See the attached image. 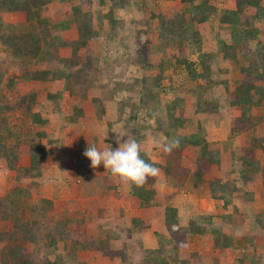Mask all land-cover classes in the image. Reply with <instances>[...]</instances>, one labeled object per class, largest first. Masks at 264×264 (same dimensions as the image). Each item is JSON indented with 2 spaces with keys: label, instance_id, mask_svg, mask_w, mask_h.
Instances as JSON below:
<instances>
[{
  "label": "trees",
  "instance_id": "1",
  "mask_svg": "<svg viewBox=\"0 0 264 264\" xmlns=\"http://www.w3.org/2000/svg\"><path fill=\"white\" fill-rule=\"evenodd\" d=\"M52 1H0L1 14L25 12L26 16V25L12 27L5 25L0 15V43L6 48L8 56L7 60L0 58V162L4 163L8 170L16 172L18 178L29 180L40 178L42 162L51 153L48 150H53L56 144H60L59 139L55 141L53 138L49 139V144L43 143V140L48 138L45 126L49 123V119H45L41 111L45 103L39 100L35 91L19 94L18 88L23 83L53 82L58 87V84L63 82L62 90L47 94L49 98L46 99L49 104H59V107L66 97L70 109L72 108L71 115H63L62 120L67 125L79 129L83 126L88 105L93 104V111L97 109V117L100 120L106 119L105 113L101 112L97 105L101 100H89L88 97L91 89L96 88L97 79L107 77V71L112 73L118 67L126 69L127 65H134L142 77L135 76L132 82L128 80L130 88L125 89L130 101H133V111L125 117L129 104L124 101L122 104L118 103L114 121L108 124L109 129L112 130L114 123L125 119L127 123L121 129V133L124 137L136 139L139 144L145 138V134L149 133H152L154 139L163 137L167 144L178 141V146L167 152L168 160L164 163L153 161L142 148L141 155L157 166L163 175L170 178L169 181H177L180 188L186 185L194 189L201 188L205 173L219 169L223 158L220 144L207 141L201 133L183 134L190 118L180 106L186 103L189 97L194 99L193 115L196 117L193 122H197L198 127L201 126L198 118L200 116L205 115L209 118L219 116L225 119L223 110L227 109L240 113L238 116L233 115L229 134L231 140L253 131L259 124L252 119L251 113L254 108L264 106V29L258 27V24L264 26V0H233L234 9L220 10L214 5L215 0H179V6L174 8L170 18L160 10L161 2L177 0H112L111 12L106 15L111 19L107 21L109 31L103 34L105 23L94 21L96 16L92 11L94 0L90 1L92 4L87 0L85 9L83 6L73 7L74 20L71 27L77 30V39L68 42L61 40L59 35L56 36L47 20L42 18V11ZM97 1L101 5L107 3L106 0ZM129 8H135L142 16L139 20L137 18L133 21L135 25L130 22L138 30L135 56L129 58L128 50L114 59L105 56L95 57L94 41L100 37L105 36L109 45L116 41L118 48L126 47L123 42L120 44L118 30H123L127 20L117 18L116 14L118 10L126 11ZM216 15L220 31L227 36H218L215 50L207 51L204 47L210 38L203 32V28L199 29L198 26L206 24ZM153 21L157 23L154 41L149 37ZM69 27L64 25L63 29ZM254 43L257 45L253 55L263 63L262 70H257L256 74L247 70L248 67L243 64L240 66L238 55L246 46H252ZM65 46L71 49L69 55L66 58L59 57L57 51ZM100 58H103L100 60L103 68L101 66L97 69L91 68ZM50 64H55L56 68L54 70L49 68ZM238 66L240 74L236 78L233 72ZM10 68L14 73L10 74ZM169 72L172 75L168 76ZM174 74L180 77V85L164 86L163 83L171 80ZM118 76L115 75L108 81L115 84L113 89L108 87L110 89L108 94L113 93L114 97L126 84L117 80ZM115 82H118L117 86ZM188 84H192V87L188 88ZM12 91H18L14 105L7 96V93ZM137 91L138 95L134 97ZM218 92L227 96L226 108L218 102L216 98ZM167 93H173L174 97L165 100ZM36 106L40 108L38 111L35 110ZM16 110L25 112L31 119L33 136L23 140L20 133L13 130L9 115ZM135 121L139 124L135 125ZM15 137L17 138L15 144L11 145ZM115 137H109L107 140L113 148H116ZM190 148L198 150L193 171L184 167L182 163L187 149ZM263 155L264 136L251 138L240 150L231 152L234 163L241 167L240 180L244 185L253 186V189L262 187L264 190ZM21 156H29V167L18 166ZM224 178L227 179L228 176L223 174L211 182L208 192L213 199L224 202L223 209L226 211L230 201L228 196H232L233 192L227 193L228 185H225ZM102 180L109 194L120 192L123 183L110 173ZM127 186V191L138 199L143 210L161 209L160 218L158 217L159 227L154 233L159 243L157 249L144 247L140 238L141 233L149 231L152 226L151 220L143 218L132 220L131 233L136 237L135 244L140 245L138 250H141L144 256L137 264H219L206 260L205 256L211 258V253L194 252L188 260L180 259L177 251L180 248H187L188 236L191 234L211 236L215 249L234 256V262L231 264H263L264 258L256 253L260 248L256 246L254 235L241 237L228 233L225 229L235 225L242 226L249 219L253 221L254 228L264 229V213L247 216L246 212L242 213L234 208L233 214L196 215L186 226H182L178 210L159 198L158 176L149 178L142 187ZM16 192L17 196L14 199L7 196V199L0 201V220L4 223L14 222L13 226L9 225L11 231L5 229V232L0 233V264H70L61 257L54 260L46 257L43 261H37L34 253L26 247L29 243L54 248L58 242H63L64 249L69 251L68 256L73 259L78 251L95 250L110 259L121 254L120 259H115L116 262L135 264L126 253L112 249L109 243L110 235L104 242L97 237L88 236L85 230L77 226L74 218L54 223L47 229L44 237H40L34 233L36 223L34 226H30V223H20L17 217V212L20 211L19 200L29 195L23 190ZM215 219L218 222H215Z\"/></svg>",
  "mask_w": 264,
  "mask_h": 264
},
{
  "label": "rangeland",
  "instance_id": "2",
  "mask_svg": "<svg viewBox=\"0 0 264 264\" xmlns=\"http://www.w3.org/2000/svg\"><path fill=\"white\" fill-rule=\"evenodd\" d=\"M90 1L91 0H89V3ZM106 2V4L101 5L99 4V1L94 0L92 5L93 14L96 15L94 21L99 22L100 24L105 23V29L102 30L104 31L102 34L109 31L107 21L111 20L110 18H107L106 15L111 12L110 6L112 0H106ZM87 3V0H53L42 11V18L47 20L49 27L53 30L56 36H60L61 40L67 42L73 41L77 39V30L71 27L74 20L73 7L83 6V9H85ZM213 3L219 10L224 8H235L233 0H215ZM177 6H179V0L175 2L163 1L161 2L160 10L166 13L168 18H170L171 13L174 12V8ZM0 15L5 25H12V27L15 25H26L25 12L0 13ZM116 17L121 19L125 18L127 20L123 25V30H118V33L120 32V35H118V39L121 41L120 44L123 42L126 47L124 49L118 48L116 46V41L113 42L112 45H109L106 42L105 36L100 37L94 41L93 54L95 57L105 56L114 59L116 56L120 57L119 55L128 50L130 51L129 58L135 56L134 51L138 30L134 27L135 24L133 21L137 18V20H139L142 16L139 15L135 8H129L126 11L118 10ZM130 22H133L134 25ZM64 25H67L68 27L70 25V27L64 30ZM259 26L264 29L262 24H258V27ZM219 27L220 25L217 15L211 17L206 24L198 26L199 29L203 28V32H206L210 38V41L206 42L204 50H215L217 37L227 36L223 31H220ZM156 29L157 23L153 21L149 34L152 41L156 38ZM256 45V43L252 46L248 45L238 54L241 62L240 66L243 64V66L248 67L247 70H251L253 74H256L257 70L261 71L263 66L261 59H258L256 55H253ZM70 51L71 49L68 46H65L60 48L57 51V54L59 57L66 58ZM164 56L166 55H163V57ZM0 58L8 59L6 48L2 46L1 43ZM101 59L103 58L97 59V63H93L91 68L97 69L98 66H101ZM240 66L236 67L235 72H233V75H236V78L240 74ZM49 68L54 70L56 66L55 64H50ZM101 68H103V66H101ZM125 68L126 69L118 67L112 73L107 71V77L104 76L97 79V83H95L97 86L96 88L91 89L88 97L89 100H101V103L97 105L99 106V110H102L101 112L105 113L106 119L100 120L97 117V109H94L93 111V104L88 105L84 121L82 122L83 126H80L79 129L67 125V123L62 120L63 115H71L72 108L70 109L66 97H64V100H62L59 107V104H49L46 99L47 97L49 98L47 94L62 90L64 87L63 82H60L58 87H56L53 82H51L52 84L40 82L20 84V87L18 88L19 94L35 91L39 96V100L45 103V105L42 106L41 111H43V117L49 119V123L45 126L48 138L46 137L43 140V143H48L49 139L53 138L55 141L59 139L60 144H56L53 150H48L51 153L42 162L41 177L36 178L35 180L18 178L16 172L8 170L4 163L0 162V201L7 199V196L14 199L17 196L16 190H23L29 196L19 200L20 211L17 212V217L21 224L30 223V226H34L36 223L35 227L38 232L35 230L34 233H37L40 237H44L47 229L51 225H54V223L74 218L77 221V226L85 230L88 236L97 237L104 242L107 236L110 235L109 243L112 246V249L126 253L129 255L128 257H131L133 260L132 262L137 264L144 256L142 251L138 250L140 245L137 243L135 244L136 237L131 233L132 220L135 218L151 220L152 226L149 231L141 233L140 238L144 247L157 249L159 243L154 233H156L159 227V214L161 213V209L149 208V210H143L139 205V201L129 195L127 184H123L122 187H120V192L117 194H109L106 191L102 180V178L108 174L105 173L103 165L94 170L90 166V161L83 155V152L88 146V142L90 144L96 143L99 147L103 148L105 144H109L107 142L109 137H115L116 135L124 136L121 133V129L124 128L127 123L125 119L121 120V122L114 123L112 130L109 129L108 124L114 121L115 112L119 107L118 103L122 104V101L129 104L124 116L127 117L131 114L133 111V101H130L127 91L125 92V89L130 88L127 81L129 80L132 82V79L135 76L142 77L139 74V70L136 71L137 68L134 65H127ZM9 72L12 74L14 73V70L10 68ZM167 74L168 76L172 75L171 72ZM115 75H119L117 80L126 84L124 85L125 88L118 91L114 97L113 93L109 95L108 92L110 89H113L115 84L108 81L111 78L113 79ZM180 83V77L174 74L172 79L165 81L163 85L166 87L169 85H176L177 87ZM117 84L118 82L116 83V86ZM109 86L110 89L108 88ZM191 87L192 84H188V88ZM18 91L7 93L12 105L17 101ZM137 95L138 91L135 92L134 97H137ZM217 95L218 97L216 98L218 102L222 107L225 106L226 108L227 103L225 100L227 101V96H224L221 92H218ZM173 97V93H167V95H165V100H170ZM180 107L190 118L188 127L183 131V134L185 135L192 132L201 133L207 141L220 144L224 158H222L221 167L216 170V172L205 173L203 185L201 188L197 189L192 188L190 185L180 188L177 181H169L170 178L165 175L163 176L160 171L158 174L160 179V200H165L164 202H167L178 210L182 226H186L188 221L196 215H220L223 213L224 202L217 201L210 196L208 192L209 184L217 179L216 176L218 174V176L226 174L228 176L227 179L224 178L225 185H228L226 191L228 194H232L233 192L232 196H228V198L230 197V201L227 205V211L229 207L227 213L233 214L235 211L234 208H236L240 211L242 210V213L246 212L247 216H252L255 211L264 209L263 188L257 187L253 189V186L244 185L240 180L241 167L235 164L231 157V152L235 145L239 143H244L245 145L251 138L256 139L264 136V106L252 110V119L259 123L256 128L253 131L237 136L233 140L229 138L232 118L234 114L238 116L240 114L239 112H235L233 109L223 110L225 119H222L219 116L214 118L205 117V115L200 116L198 118L200 119L199 123L201 126L198 127L197 122H193V119L196 117L193 115V111L195 110L194 99L189 97L186 103L182 104ZM35 108L36 111L40 109L37 106ZM9 121L13 130L20 133L21 139L24 140L27 139V137L34 135V130L31 127V119L25 114V112L21 110L12 112L9 115ZM135 122H133L135 125L139 124V122ZM183 134H180V136ZM144 137L145 138L140 143L143 151L148 153V155L155 161H159L160 163L166 162L168 160V155L167 152L163 150L162 146V144H167L164 138L160 141L154 139L152 133L145 134ZM16 139L17 138L15 137L14 142L11 143V145L15 144ZM115 147H118V145L116 144ZM197 156V149H187L185 158L182 160L184 167L193 171L196 166ZM29 165V156H21L19 158V167L26 168L29 167ZM173 187H175L174 190ZM200 212H202V214ZM214 221L218 222L217 219ZM13 224L14 222L4 223V221L0 220V233L2 231L5 232V229L11 231L9 225L13 226ZM254 227L253 221L249 219L242 226H230L227 227L225 231L241 237L254 235L256 246L260 248L256 253L264 258V248L262 249L264 246V229H256ZM26 247L30 252L34 253V257L37 261H43L46 257L52 260L61 257L70 264H121L120 262L115 261L117 258L120 259L121 254L116 258L110 259L108 256L95 250L78 251L73 259L68 256L69 251L64 249L63 242H58L57 246L54 248H46L45 245L42 244L34 245L29 243L26 244ZM194 252L199 254L211 253V258L205 256L206 260L211 263H214V261L219 264H231L234 262L233 255H228L227 253L220 252L218 249L214 248L213 238L211 236L191 234L188 236L187 248H180L177 251L180 259L186 260H188L190 255ZM79 253H81L80 258L84 260L82 262L78 260Z\"/></svg>",
  "mask_w": 264,
  "mask_h": 264
},
{
  "label": "clouds",
  "instance_id": "3",
  "mask_svg": "<svg viewBox=\"0 0 264 264\" xmlns=\"http://www.w3.org/2000/svg\"><path fill=\"white\" fill-rule=\"evenodd\" d=\"M115 143L118 145L116 148L111 144H105L101 148L96 143L88 142L83 155L90 161L92 169L103 165L105 173H110L123 184L135 187H142L149 178L158 176L160 169L142 157L141 147L136 139L116 135ZM178 143L173 141L165 144L163 150L169 152Z\"/></svg>",
  "mask_w": 264,
  "mask_h": 264
},
{
  "label": "crops",
  "instance_id": "4",
  "mask_svg": "<svg viewBox=\"0 0 264 264\" xmlns=\"http://www.w3.org/2000/svg\"><path fill=\"white\" fill-rule=\"evenodd\" d=\"M234 115H236V114H234ZM205 117H206V116H205ZM157 140H159V141H160V140H163V137H162V138L159 137ZM209 142H210V141H209ZM163 143H164V141H163ZM245 145H246V144H245ZM245 145H244V143H243V144H242V143H239V144L235 145V147L233 148V151H234V150H240V149H241L242 147H244ZM162 146H163V144H162ZM237 146H239V147H237ZM222 156H223V158H224L223 153H222ZM149 157H150L153 161H155L151 156H149ZM155 162L160 163L159 161H155ZM221 165H222V163H221ZM216 170H218V169H216ZM216 170H215V171H216ZM215 171H214V172H215ZM218 175H219V174H218ZM218 175H217V176H218ZM163 176H164V175H163ZM217 176H216V178L219 177V176H218V177H217ZM161 178H162V177H161ZM159 181H160V179H159V177H158V194L160 195V189H159V184H160V182H159ZM177 188H178V187H177ZM174 189H175V187H173V190H174ZM129 195H130V194H129ZM130 196H131V195H130ZM131 197L134 198L133 196H131ZM135 199H136V198H135ZM136 200H138V199H136ZM139 205H140V203H139ZM229 206H230V205H229ZM219 208H220V206H219ZM218 210H219V209H218ZM228 211H229V207H228ZM228 211H227V210L225 211V210L223 209V210H222L223 213H221V214H225V213H227ZM241 211H242V210H241ZM200 213L202 214V212H200ZM256 213H264V209H262V210L259 209L258 211H255V212L253 213V216H254ZM202 215H203V214H202ZM80 256H81V253L78 254V260H79L80 262L84 261L83 259L80 258Z\"/></svg>",
  "mask_w": 264,
  "mask_h": 264
}]
</instances>
